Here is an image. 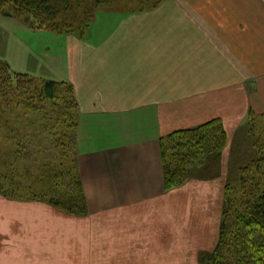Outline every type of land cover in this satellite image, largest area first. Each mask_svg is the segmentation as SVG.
Listing matches in <instances>:
<instances>
[{
    "label": "crops",
    "instance_id": "obj_1",
    "mask_svg": "<svg viewBox=\"0 0 264 264\" xmlns=\"http://www.w3.org/2000/svg\"><path fill=\"white\" fill-rule=\"evenodd\" d=\"M108 13L100 12L82 36L48 31L68 38L63 82L76 102L79 178L89 211L66 215L67 225L80 239L100 220L108 247L105 229L115 221L127 235L117 229L126 241L113 247L150 254L156 231L166 230L164 217L184 208L183 200L186 210L197 209L207 185L190 176L165 191L160 140L213 119L229 128L249 113L264 116V0H165L142 14ZM47 68L50 76L36 79L55 81V66ZM98 199L115 202L92 211ZM2 201L0 264L59 262L55 227L66 221L55 219L58 211L43 202ZM166 233L171 240V229ZM79 239L74 246L85 257L91 244ZM131 258L136 254L117 255V262L141 263ZM107 259L103 254L100 263Z\"/></svg>",
    "mask_w": 264,
    "mask_h": 264
},
{
    "label": "trees",
    "instance_id": "obj_2",
    "mask_svg": "<svg viewBox=\"0 0 264 264\" xmlns=\"http://www.w3.org/2000/svg\"><path fill=\"white\" fill-rule=\"evenodd\" d=\"M164 1L0 0V16L22 20L37 30L82 36L89 30L102 7L124 4L125 10L130 11L115 13L142 14L158 8ZM133 5L135 7L130 9ZM3 70L10 74L8 65L0 61V71ZM6 77L8 78L7 75ZM7 84L13 87V100L10 102L4 96V107L16 115L19 110L18 125L23 127L25 124L33 130L20 140H16L11 130L5 132V143L10 146L12 159L21 161L18 164L32 163V166L40 160H47V165L52 166L50 170L55 173L57 154L65 156L73 153L76 145L78 123L72 87L65 82L33 79L26 74L17 73ZM261 117V121H264V116ZM13 124L16 126L15 122ZM31 142L36 143L35 149L38 152L30 153V149L26 148ZM226 142L227 133L220 119H213L195 128L175 131L161 139L165 191L184 186L189 181L190 170L202 168L209 157L218 155L223 150ZM70 164L77 167L76 161H70ZM252 164V183L243 176L245 169L242 171L244 184L240 186L243 189L241 199L231 200L228 193L230 184L225 185L217 242L210 252L201 253V264H264V158L261 157ZM42 167L46 168L45 165ZM2 169L0 166V180L8 179L7 170L2 173ZM64 171L61 170L54 176L55 187L52 188L48 203L69 214L83 215L87 211V204L78 173L74 176ZM44 173L45 171H41L42 175ZM61 178L62 185H59L57 181ZM44 180L43 183L47 186ZM41 193L45 195L47 192Z\"/></svg>",
    "mask_w": 264,
    "mask_h": 264
},
{
    "label": "rangeland",
    "instance_id": "obj_3",
    "mask_svg": "<svg viewBox=\"0 0 264 264\" xmlns=\"http://www.w3.org/2000/svg\"><path fill=\"white\" fill-rule=\"evenodd\" d=\"M132 7H135V5L131 6L130 9H132ZM99 11L105 13L109 12L108 14H111L130 10H125L124 4H118L109 8L102 7ZM92 26L90 27L92 28ZM91 28H89L87 32H91ZM86 41L88 43L92 42L90 40ZM67 49L68 38L64 35L53 34L48 32V30L33 29L22 20L0 16V61L6 63L10 68L9 75L4 72V70L0 71V166L3 168L2 173H6V170L8 172V179L0 180V201L7 199L36 201L50 205L48 203V198L52 194V188L55 187L54 176L58 175L61 170H65L67 171L66 173L74 176L78 173L79 176L76 145L73 153L65 156L57 154V158L55 157L56 169L54 173L50 170L52 166L47 165V160L44 162L40 160L34 163L33 166L32 163L29 165L25 162L18 164L21 161L12 159L10 146L5 143L7 139L5 132L7 130H11L16 140H20V138L24 139L26 137L25 135L33 132V130L29 129V126L25 124L23 127L18 125L20 124V118L18 117V115H20L19 110L18 115H16L15 112L10 113V111L4 107V96H6L10 102L13 100L11 97L13 96V87L7 84L10 78L16 73L28 74V76L30 75L33 79L50 76L49 73L45 75L44 72L49 69L47 65H54L55 81L63 82V71H67ZM18 106L20 109L19 104ZM261 118L263 117L259 114L249 113L236 125H230V129L224 126L227 133V142L223 150L218 155L209 157L202 168L192 169L189 173L192 178L204 179L199 180L207 184L205 186L206 188L203 187L204 197L196 201L197 209L190 208L186 210V200L181 201L184 208L180 211L172 206V214L164 217V220L167 222L165 229H171L172 239L169 240L170 237H167L166 230L164 231L160 226L162 230L159 229V231H156L155 241L158 244L156 243V247L153 248L154 251L150 249V254H147L144 249H138L139 251H134L135 253H131V251L126 253V249H117L113 247L112 245H115L117 242L119 243L118 239H120V242L126 241L123 240L121 236L120 238L117 237L119 233L122 235H127V233L123 226L118 227L116 222L110 219L109 220L113 222L109 223L105 229L106 235L108 236V247H106V243H102L103 233L101 232L102 223L100 220L99 222L93 223L94 225L91 226L88 235H82L80 239L75 238L73 227L67 225L70 220L68 221V218H66V215L73 216L75 214H69L53 207L58 211L55 212V219L62 218L66 221L65 226L59 228L57 226L55 227V259L58 257L59 260V262H55V264H134L135 262H117L119 261L117 260V255H119V257H126L128 254H136V258L131 259L136 260V262H141L138 264H147L143 263V260L146 259L147 256H152L154 258V260L149 261L151 263L148 264H201V253L210 252L217 242L222 213L221 203L225 185L230 184L228 193L230 194L231 200L241 199L243 189H241L240 186L244 184L241 177L242 171L245 169V174L243 176H246V179H250L253 169V167L251 168V165H253L252 163L261 157L264 158V147L260 146L264 145V121H261ZM14 122L16 126H14ZM35 144V142H31V145L26 146L27 149H30V153L38 152V150L35 149ZM70 161H76L77 167L73 164L69 165ZM5 165L9 167V170ZM42 165H45L46 168H43ZM246 170H248V172ZM41 171H45V173L42 175ZM18 178L19 180L17 181ZM43 178H49V180L46 181ZM62 179L63 178L57 181L59 185H62ZM43 180L47 186L44 185ZM249 183H252L251 179ZM42 187L44 189H42ZM198 189L200 188L198 187ZM189 190H191L190 187L186 191ZM42 191H46L47 193L44 195L41 193ZM198 194L200 196L199 192ZM95 202L97 206L94 205L92 211H99L100 208L98 206H100L101 203L106 202L113 205L115 201L98 199L95 200ZM173 202L175 201H172V203ZM86 208L87 211L82 216L89 214L87 205ZM189 211L190 213L185 215V213ZM170 222L171 224H169ZM93 226L95 228H93ZM117 229H121V231L118 233L116 231ZM86 237V242L91 245L87 247V253H85L86 256L84 257L82 254L78 253L74 245L77 242L81 243L75 239L83 241ZM100 241L103 245H100ZM80 252H82L81 249ZM103 254L104 257L108 255L106 263H100V257Z\"/></svg>",
    "mask_w": 264,
    "mask_h": 264
}]
</instances>
